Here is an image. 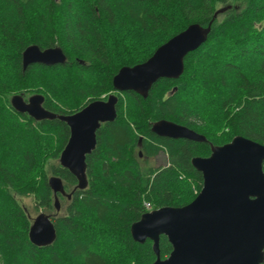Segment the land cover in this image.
<instances>
[{
    "label": "trees",
    "instance_id": "obj_1",
    "mask_svg": "<svg viewBox=\"0 0 264 264\" xmlns=\"http://www.w3.org/2000/svg\"><path fill=\"white\" fill-rule=\"evenodd\" d=\"M226 6L231 9L211 23L206 42L185 57L177 80H158L146 98L114 92L121 68L144 63L190 25L206 28ZM120 26L126 38L135 32L163 39L148 52L124 49L136 57L116 65L104 33ZM33 45L60 48L66 63L23 71L21 54ZM111 93L118 98L116 119L96 132V148L85 160L87 187L77 190L58 162L68 127L19 114L9 98L38 94L46 111L67 116ZM161 120L207 143L157 137L151 126ZM212 121L221 125L218 136ZM239 136L264 145V0H0V264L153 263L152 243H135L130 226L149 211L189 204L202 184L191 159L208 157L209 143L222 146ZM160 153L167 164L148 166ZM52 176L70 194L58 195L59 213L47 183ZM16 197H31L37 211L50 215L52 245L30 244L32 219ZM170 252L161 236V259Z\"/></svg>",
    "mask_w": 264,
    "mask_h": 264
},
{
    "label": "water",
    "instance_id": "obj_2",
    "mask_svg": "<svg viewBox=\"0 0 264 264\" xmlns=\"http://www.w3.org/2000/svg\"><path fill=\"white\" fill-rule=\"evenodd\" d=\"M58 1V0H55ZM215 11L206 28L193 24L158 47L144 63L123 67L112 79L114 92H135L146 98L151 86L160 79L177 80L184 71L185 57L203 45L211 23L230 10ZM66 57L58 47L40 50L27 47L21 54L24 71L29 65H63ZM176 89L173 90L175 92ZM44 98L21 95L10 99V106L36 122L58 120L69 129L68 141L58 162L77 181L76 189L87 187L86 156L96 148V132L116 119L118 98L91 102L79 112L62 116L43 108ZM157 137L207 143L204 136L169 121L152 124ZM208 157H194L190 164L200 173L201 189L196 197L182 207H163L141 215L130 226L135 243H152L155 260L151 264H263L264 263V145L234 137L229 143H209ZM141 157V154H139ZM53 193L54 209L60 211L58 195L66 194L62 180L52 176L47 181ZM164 236L171 246L167 258L161 259L159 240ZM56 232L50 215L41 213L32 220L28 240L37 248L53 244Z\"/></svg>",
    "mask_w": 264,
    "mask_h": 264
},
{
    "label": "rangeland",
    "instance_id": "obj_3",
    "mask_svg": "<svg viewBox=\"0 0 264 264\" xmlns=\"http://www.w3.org/2000/svg\"><path fill=\"white\" fill-rule=\"evenodd\" d=\"M218 9H219V7H218ZM125 28H126L125 26L124 27H122V26L113 27L111 29H108L107 31H105L106 33H104L106 35L107 40H108L109 53L112 56L113 60L115 61L114 64L116 63V65H119L120 62H125V57L126 56L124 55V49L128 48L131 51H133V50L138 51L137 50L138 47H141V48L144 47L145 49L147 48L146 50H144V52H148L155 45H157L159 41H161L163 39L162 35L161 36L160 35L159 36H155V37L154 36H146V35H143V34L135 33L132 30H129V32H133V34H131L130 37L126 38L124 36L126 34H123V32H122V31L126 30ZM102 29L103 30L107 29V26H103ZM125 45H127V46H125ZM135 57H136V55L133 54L130 57H126V58L131 60V59H134ZM115 93H111V94L116 95ZM32 95H34V94H27L25 96V100H27ZM11 97L9 98V103H10ZM106 98H107V96H106ZM23 99H24V97H23ZM216 115H217V113L214 114V116H216ZM211 120H214V118H211ZM210 126H212V127H214L216 129V131H215L216 134H217L216 136L220 135V133H221V125H220V123H214L212 121L210 123ZM146 163L151 168H159V167H162V166L166 165L167 164V160H166L165 155L163 153H160L155 158L146 160ZM193 192H194V194H196L195 190H193ZM16 198H17L18 202L20 203V205L25 207L27 213L30 215V218L32 220L34 218H36L39 214L45 213V212H43V210H38L37 211L34 208V204H33V201H32L31 197H26V198L16 197ZM61 205H63V203H61ZM48 214H52V213L50 212ZM121 262H123V264H134L131 260H122Z\"/></svg>",
    "mask_w": 264,
    "mask_h": 264
},
{
    "label": "built area",
    "instance_id": "obj_4",
    "mask_svg": "<svg viewBox=\"0 0 264 264\" xmlns=\"http://www.w3.org/2000/svg\"><path fill=\"white\" fill-rule=\"evenodd\" d=\"M145 208H146L147 210H149V207H148V205H147V204H145Z\"/></svg>",
    "mask_w": 264,
    "mask_h": 264
},
{
    "label": "flooded vegetation",
    "instance_id": "obj_5",
    "mask_svg": "<svg viewBox=\"0 0 264 264\" xmlns=\"http://www.w3.org/2000/svg\"><path fill=\"white\" fill-rule=\"evenodd\" d=\"M66 57V56H65Z\"/></svg>",
    "mask_w": 264,
    "mask_h": 264
}]
</instances>
